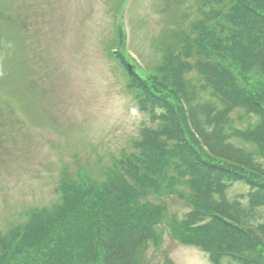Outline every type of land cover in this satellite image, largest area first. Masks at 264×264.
Returning a JSON list of instances; mask_svg holds the SVG:
<instances>
[{"label": "trees", "instance_id": "obj_1", "mask_svg": "<svg viewBox=\"0 0 264 264\" xmlns=\"http://www.w3.org/2000/svg\"><path fill=\"white\" fill-rule=\"evenodd\" d=\"M167 11L174 28L152 74L115 57L151 124L103 180L65 167L58 199L0 233V264H155L166 233L212 264H264V0H173ZM235 185L247 192L231 197Z\"/></svg>", "mask_w": 264, "mask_h": 264}, {"label": "rangeland", "instance_id": "obj_2", "mask_svg": "<svg viewBox=\"0 0 264 264\" xmlns=\"http://www.w3.org/2000/svg\"><path fill=\"white\" fill-rule=\"evenodd\" d=\"M169 2L0 0V233L58 199L65 167L103 180L101 168L151 124L109 52L118 48L113 32L125 20L132 31L127 49L143 69H155L157 43L174 28ZM246 192L235 185L228 193ZM164 238L162 251L148 254L155 264L166 254L176 264H212L201 249Z\"/></svg>", "mask_w": 264, "mask_h": 264}]
</instances>
